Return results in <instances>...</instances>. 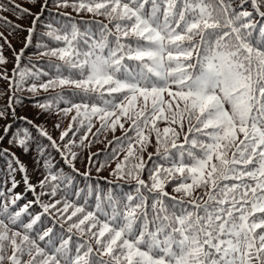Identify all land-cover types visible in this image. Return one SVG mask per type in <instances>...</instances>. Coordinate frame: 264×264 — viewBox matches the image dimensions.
I'll return each mask as SVG.
<instances>
[{
    "label": "snow or ice",
    "instance_id": "snow-or-ice-1",
    "mask_svg": "<svg viewBox=\"0 0 264 264\" xmlns=\"http://www.w3.org/2000/svg\"><path fill=\"white\" fill-rule=\"evenodd\" d=\"M28 3L0 0V66L5 45L15 58L12 75L0 67L11 177L0 187V264H264V0ZM52 7L92 20L54 26L42 19ZM26 17L30 27L16 23ZM41 25L49 42L34 44ZM5 31L27 32L19 52ZM30 47L46 64L21 67ZM25 90L46 94L35 107L57 117L58 137L18 114ZM106 133L112 149L97 166L98 153H84ZM13 148L34 154L36 183ZM106 167L112 179L76 183Z\"/></svg>",
    "mask_w": 264,
    "mask_h": 264
},
{
    "label": "trees",
    "instance_id": "trees-1",
    "mask_svg": "<svg viewBox=\"0 0 264 264\" xmlns=\"http://www.w3.org/2000/svg\"><path fill=\"white\" fill-rule=\"evenodd\" d=\"M18 3H21L24 7H31V5L28 3V0H17ZM32 11H38L37 8H32ZM64 13H70V16H65L63 15ZM10 19L15 20V17L13 16H9ZM81 18H83V20L85 21H91L92 17L90 14H86V13H80L77 14L75 12L72 11V9L69 8H62V9H56L55 7L50 8L48 11H46L44 13L43 16V21L44 22H51L53 20L56 21V24L54 26H59V24L61 22H68L71 19H75L76 21H80ZM97 19H103L102 17L97 18ZM31 17H26L23 20H16V23H19L22 25L23 28H27L31 26ZM91 26V25H89ZM0 31H4V27L2 25H0ZM43 31H46V29L44 28L43 25L39 26L37 29V34L34 36V41L33 43L35 44L36 42H41V43H48V39L44 38L43 40H41V34L43 33ZM5 35L8 36L9 41L11 42L13 48L19 52V50L21 48L24 47L22 41L25 39V37L27 36V32L26 31H19L14 33L13 35H8V33L5 31ZM0 44H3V41L0 40ZM53 46L54 43H53ZM36 52V49L34 47H30L29 49H27L25 51L24 57L22 58L21 61V67H24L27 65L28 59L31 58L34 62H37L39 65H44L47 62L48 58H42L39 59L37 58L34 53ZM3 54L7 57L8 59V63L4 66H0V67H4L8 70L9 75H12V69L15 66V58L13 55V52L11 49H9L6 45L4 46V50H3ZM8 91V82L4 81V80H0V106L6 105L8 103V95H4L3 93ZM10 94V93H9ZM18 96H20L22 98L23 101V106H18L17 107V112L20 116H26L29 119L33 120L35 123L37 124H43L45 127H47V129L51 132V134L54 137H58L59 136V130L55 129L53 127L54 123L57 121V117L55 116H48V115H41L40 114V110L35 107V103L37 99L42 100L44 95V93H40L39 96H34L32 93L27 92L26 90L22 93H17ZM69 119L70 118H65L62 120V128L66 129L68 127V123H69ZM97 127H99V125L97 124ZM161 127H163V125H161ZM93 131H95V129H93ZM107 136V140L104 138V136L102 135L100 137V142L98 143H93L90 147V149L86 150L84 153V157H87V155L89 154V152L91 153H98V155L96 157H94V160L96 161L97 166H99L100 163H103L105 161V153L106 152H111L112 149V145H108L107 141L108 140H112L113 139V134L112 133H106L105 134ZM122 132L118 129L115 133V136H121ZM91 139V136H90ZM44 143H47V141H44ZM2 147L7 148L8 144L5 141L3 145H0ZM13 152L16 153V155L20 158V160L23 162L24 159H28V163L30 165L29 167V171L33 173L34 175V179H35V183L38 181V179L40 178V170L38 169V165H36L33 161V155H25L23 154L19 149L13 148L12 149ZM149 152H154L155 149L154 147H150L148 149ZM52 156L55 157V161L58 162V166L63 167L65 171H68V168L66 165L63 164V161H61L59 155H57L54 151H52ZM10 158L9 157H0V187H2L5 191L8 188H11V177L8 176V160ZM145 159H147V156H145ZM112 167H115V162L112 163L111 165ZM15 167V165H14ZM77 167L81 169V171H84V164L82 162H78L77 163ZM109 168H105L102 172H100L99 174L95 173V171H93V176H92V180L88 181L85 180L83 177H77V181L76 183L78 184L79 187H84L86 184L88 183H96L99 177H108L109 179H112L111 177H109ZM19 171H17L15 173V176H17ZM99 183L105 188H108V184L103 180V179H99ZM124 191H129V187L127 185H125ZM170 193L172 192L171 187H169L167 189ZM15 192L16 189H15ZM24 190H22L21 192H17V193H23ZM56 198H59L56 197ZM27 199L30 200L32 199V194L28 193L27 194ZM27 200H22L19 203L22 205L23 203H26ZM89 204L91 205V207L89 208V210H93L94 209V204L95 201L94 199H91L89 201ZM38 211V209H36ZM52 226V220L49 218L45 221V223L43 224H38L37 227L39 228H46V227H50ZM56 231L60 230V225L57 224L56 225Z\"/></svg>",
    "mask_w": 264,
    "mask_h": 264
},
{
    "label": "rangeland",
    "instance_id": "rangeland-1",
    "mask_svg": "<svg viewBox=\"0 0 264 264\" xmlns=\"http://www.w3.org/2000/svg\"><path fill=\"white\" fill-rule=\"evenodd\" d=\"M0 123H3V122L0 121ZM23 163L26 165V167H27V169H28V173H29V176H30L31 181H32L33 183H35L34 175H33L32 172L29 171V167H30V165H29V163H28V159L25 158L24 161H23ZM21 175H22V174H21L20 172H18L17 176H15V179H16L17 181H20L18 187L16 188V191H17V192H21L22 190H24V185H23V182H22V179H21Z\"/></svg>",
    "mask_w": 264,
    "mask_h": 264
}]
</instances>
